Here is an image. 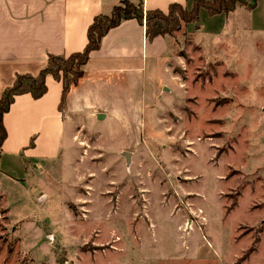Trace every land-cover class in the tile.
Masks as SVG:
<instances>
[{"label":"rangeland","instance_id":"rangeland-1","mask_svg":"<svg viewBox=\"0 0 264 264\" xmlns=\"http://www.w3.org/2000/svg\"><path fill=\"white\" fill-rule=\"evenodd\" d=\"M193 6L181 10L190 13ZM201 12L195 35L194 24L183 21L164 35L167 66L181 95L162 99L160 123L149 110L141 113L139 148L133 143L137 133L116 119L82 122L83 115L77 117L82 129L75 148L64 141L61 158L44 160L39 169L28 164L21 177L0 175V264H147L142 246L127 240L121 179L136 187L138 175L151 174L144 182L152 191L146 205L151 219L167 221L160 210L179 202L174 194L160 200L166 172L171 177L163 187L174 184L179 196L189 194L215 235H221L219 212L225 211L223 249L235 253L233 264H264V0L230 11L221 34L222 20ZM159 79L168 81L167 97L172 80L163 70ZM124 146L138 152L128 167L118 149ZM112 230L126 240L111 242Z\"/></svg>","mask_w":264,"mask_h":264},{"label":"crops","instance_id":"crops-1","mask_svg":"<svg viewBox=\"0 0 264 264\" xmlns=\"http://www.w3.org/2000/svg\"><path fill=\"white\" fill-rule=\"evenodd\" d=\"M119 1L0 0V95L4 88L12 84L17 74H37L45 66L48 55H68L81 50L86 43V30L93 17L99 13H109ZM194 1L143 0V8L166 11L171 3L188 5ZM202 10L205 9L200 8L198 15H205H202ZM214 15L222 20L216 30L217 34H221L227 27L225 18L228 14ZM193 24L195 35L202 26L199 20ZM165 38L159 35L148 40L144 23L136 19L123 20L109 29L101 38L99 47L90 53L83 65L81 78L69 90L62 108H59L61 82L50 75L46 76L47 90L41 97L33 98L28 93L16 95L3 115L6 138L0 147V175L6 178L21 177L28 170V164L35 163L34 167L39 169L42 161L55 156L61 158L64 141H71L70 148H75L78 140L76 132L82 129L77 117L83 115L85 119L82 122L100 121L106 117L116 119L123 128L128 127L137 133L133 143L139 148L141 113L147 109L158 119L161 107L164 106L162 99L171 100L181 95L180 83L176 82V76L169 72L167 66ZM161 70L169 74V80L173 83L167 91V97L163 89L168 81H160ZM97 114H103V117L98 119ZM127 116L131 118V125L126 122ZM156 122L160 123L159 119ZM67 128H71V136L67 135ZM98 134L102 136L101 132ZM118 149L119 153L124 150L131 153L130 164L133 155L138 154L132 150V146ZM150 176L138 175L136 187L128 177L121 179L125 183L122 182L120 194L126 197V217L130 221L127 231L131 237H127V240H135L138 246H142V251H145L143 260L147 264H233L235 253L232 251L227 254L223 249L225 211L219 212L220 222L217 226L221 235H215L207 223V217L202 214L203 210L191 204L189 194L179 196L174 184H169L172 185L169 189L163 187L162 181L171 177L166 172L160 182V200L164 203L174 194L175 197L171 199L179 203L160 210L168 218L167 221L155 222L146 205L152 191L148 190L144 182ZM142 218L146 222L140 223L139 219ZM170 218L174 220L169 221ZM232 231L233 228H230L227 234L230 243ZM168 233L170 239L165 238ZM203 233L210 238L205 240ZM107 238L111 242L126 240L115 230ZM179 240L181 243L187 241L189 245L185 243L183 249L173 247ZM201 241L207 243L203 245ZM176 249L180 252H176Z\"/></svg>","mask_w":264,"mask_h":264},{"label":"trees","instance_id":"trees-1","mask_svg":"<svg viewBox=\"0 0 264 264\" xmlns=\"http://www.w3.org/2000/svg\"><path fill=\"white\" fill-rule=\"evenodd\" d=\"M256 0H195L190 13L181 10L179 3L169 4L166 11L159 9L145 10L143 0H120L109 13L95 15L86 30V43L79 51L68 55L50 54L45 66L37 74H17L12 84L3 89L0 95V147L6 138L3 115L9 109L14 97L28 93L33 98L41 97L47 90L46 76L61 82V97L59 108H62L65 98L72 86L76 85L83 74V65L92 51L99 47L101 38L107 31L126 19H136L145 26V36L148 40L159 35H167L177 30L179 22L195 23L199 9L203 8L209 15L228 14L237 6L251 9ZM229 207L227 208V210Z\"/></svg>","mask_w":264,"mask_h":264},{"label":"water","instance_id":"water-1","mask_svg":"<svg viewBox=\"0 0 264 264\" xmlns=\"http://www.w3.org/2000/svg\"><path fill=\"white\" fill-rule=\"evenodd\" d=\"M165 88H166V87H165ZM96 117H97L98 119H100V118L103 117V114H97ZM120 155L123 156L124 161H125V164H126V166L128 167L129 164H130V156H131V153H130L129 151L124 150V151H121Z\"/></svg>","mask_w":264,"mask_h":264}]
</instances>
